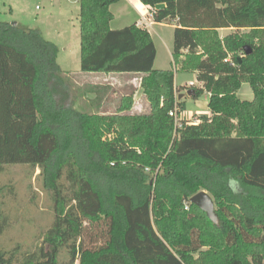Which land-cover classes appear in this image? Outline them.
I'll list each match as a JSON object with an SVG mask.
<instances>
[{"label": "trees", "instance_id": "obj_1", "mask_svg": "<svg viewBox=\"0 0 264 264\" xmlns=\"http://www.w3.org/2000/svg\"><path fill=\"white\" fill-rule=\"evenodd\" d=\"M139 1L166 4L153 20L174 25L175 69L197 72L203 88L193 87L194 97L208 91L212 115L176 126L169 112L183 105L175 71L154 68L157 49L146 28H111L119 0H79L80 69L141 74L149 103L142 113L133 112L134 90L111 114L76 108L58 45L39 29L0 20V58L13 55L27 69L23 102L32 116L23 138L42 156L43 185L55 204L43 244L21 259L19 246L0 249V264H58L63 246L73 264H264V0ZM226 28L233 31L222 36ZM244 83L252 100L238 96ZM96 93L97 103L103 91ZM8 105L20 123L16 99ZM44 138L52 140L46 154ZM19 151L0 136V173L3 156L23 161ZM229 178L238 180L236 192ZM203 190L214 199L216 222L190 202ZM84 218L108 225L104 245L84 246ZM8 222L0 206V235Z\"/></svg>", "mask_w": 264, "mask_h": 264}, {"label": "rangeland", "instance_id": "obj_2", "mask_svg": "<svg viewBox=\"0 0 264 264\" xmlns=\"http://www.w3.org/2000/svg\"><path fill=\"white\" fill-rule=\"evenodd\" d=\"M79 1L76 0H0V20L17 23L24 28L39 29L45 38L56 42L61 48L59 54V64L65 65V58L76 62L80 53V23H79ZM111 10L115 14L112 22V29H121L128 26L136 13L129 6L122 3L112 5ZM154 33L155 45L157 49L156 69H173L175 78L179 84L189 83L190 80L197 82V78L192 71L176 70L174 65L172 24L157 25ZM249 29H242L248 31ZM233 31V28L221 29L220 34L226 35ZM59 32V34H57ZM80 59V58H79ZM27 73L21 60L13 55H3L0 58V136L3 146H6L12 153L18 156V150L22 151L24 159L19 161L16 158L5 160L3 156V170L0 173V186L6 187L0 198V206L8 215V225L0 235V249L10 250L19 246L17 257L35 250L43 244V237L46 230L51 226L55 216L54 201L51 192L44 185L41 177V159L39 153H32L28 150L23 138L32 113L24 105L27 98V86L21 78ZM75 82L74 95L78 97L79 109L91 111V106L87 102L86 85L83 79L70 76ZM131 77H119L121 82L115 86V100L126 92L134 90V84L138 80ZM82 84V85H79ZM80 86V87H77ZM187 94V93H186ZM238 96L242 100H252L253 91L249 83H244L238 91ZM16 111L22 114L21 122L14 120L11 107L8 103L15 100ZM198 100V101H197ZM206 97L193 99L186 97L185 110L191 122H195L198 116L206 119L204 115H195L198 110H203L206 106L202 103ZM146 102V101H145ZM142 104V103H141ZM142 108V112L149 109ZM135 106V103H134ZM141 112V113H142ZM193 113L194 115H192ZM52 140L44 138L41 144V153L46 154L51 150ZM28 158V159H26ZM5 160V161H4ZM12 190V191H11ZM87 210L93 211L95 201L91 197H86ZM86 225L83 243L86 248H98L105 244L107 239L108 225L103 221L93 222L84 218ZM46 247L49 248L48 245ZM76 260L74 264H78ZM58 264H73L71 252L68 247L63 246L59 251Z\"/></svg>", "mask_w": 264, "mask_h": 264}, {"label": "crops", "instance_id": "obj_3", "mask_svg": "<svg viewBox=\"0 0 264 264\" xmlns=\"http://www.w3.org/2000/svg\"><path fill=\"white\" fill-rule=\"evenodd\" d=\"M76 1L78 2L79 0H76ZM122 2L125 5L129 6V8L132 9L133 11H135V13H136L135 17L133 18L131 23H129V25L136 23L137 26L142 27V28H146L150 32V34H151V36L155 42V39H154V33L156 32L155 27L157 25H163L166 23H163V22L160 23V22L154 21L150 17V12H151L150 6L141 3L139 0H119L118 3H122ZM140 5H141V7H140ZM111 8H112V6H111ZM113 15H114L113 20H114L115 14L113 13ZM113 20L111 21V24H112ZM111 27L114 28L112 25H111ZM172 27L174 28V25H172ZM57 34H59V32ZM60 52H61V48L59 47V54H60ZM170 52H171V54L173 53L172 50ZM80 56H81V54L79 53V58H80ZM79 58H78V61L76 63L75 61L74 62L70 61V59L68 57H66L65 61H64L65 65L60 64V66L66 75H69V76H71V75L75 76L76 75V77L83 79V82H84L83 85H86V87H87V90H86L87 93L85 96L87 97V102L91 106V112L101 111L105 114L114 113V111L116 110L118 101H119V99L115 100V95H116L115 86L117 83L121 85V82L117 81V78H119L121 76L124 78L133 76L136 80L139 81L138 84L133 83L135 104L139 101L142 103L144 108L146 107L145 103L146 102L148 103V101L145 99L143 89L141 88V83H140L141 74H138V73H136V74H133V73H109V74H107V73H103V72H82L80 69L81 68V60H80L81 58L80 59ZM58 60H59V55H58ZM156 60H157V55H156V59L154 62V68H157L156 67ZM192 72L195 74V76L197 78V72L196 71H192ZM75 82L77 83V81H75ZM75 82L73 83V81L71 80L73 89H75V87H74ZM190 82L193 83V86H189ZM79 85H82V84H79ZM77 87H80V86H77ZM99 87L103 91V96H102V99L96 103V102H94V99L97 95L96 88H99ZM175 87H176L177 99L180 103H182L183 109L185 110L186 97H191L193 99H197L196 97H194V94L192 96H190L186 93H188V91L190 89H193V87L203 88V83L197 79V82L190 80L189 83L179 84L175 78ZM181 94L183 96L182 98L179 97ZM201 96L206 97V99H207L206 101H204L202 103V105L204 104L206 106V108L203 110H198L194 114L204 115L206 118H209L212 115V113L208 107L210 93L205 90ZM78 100L79 99L77 98L75 106H76V108L79 109L80 107L78 106ZM148 105H149V103H148ZM133 112L140 113V112L136 111L135 109H133Z\"/></svg>", "mask_w": 264, "mask_h": 264}, {"label": "water", "instance_id": "obj_4", "mask_svg": "<svg viewBox=\"0 0 264 264\" xmlns=\"http://www.w3.org/2000/svg\"><path fill=\"white\" fill-rule=\"evenodd\" d=\"M166 7L165 3H159L155 6L156 10H161ZM13 24H16L15 22ZM252 49L250 47H246V54H250ZM188 95L192 96L194 94V90L190 89L187 93ZM182 98V94L179 96ZM190 202L194 205L198 206L201 210H203L207 216L214 222L217 221V214L215 211V202L212 196L205 190L198 192L197 194L193 195L190 199Z\"/></svg>", "mask_w": 264, "mask_h": 264}, {"label": "built area", "instance_id": "obj_5", "mask_svg": "<svg viewBox=\"0 0 264 264\" xmlns=\"http://www.w3.org/2000/svg\"><path fill=\"white\" fill-rule=\"evenodd\" d=\"M150 17L153 19V13H154V11L156 10L155 9V7L153 8V7H150ZM189 86H193V83L192 82H190V84H189ZM143 105L141 104V102H137L136 104H135V106H134V109L136 110V111H138V112H142L143 111ZM169 114L171 115V116H173L174 117V120H175V124H176V126H181V122L183 121V120H185V121H188V122H191L189 119H190V117L188 116V114H187V112L184 110V109H182V110H179L178 109V107L176 106L173 110H171L170 112H169ZM192 115H194L193 113H191ZM195 115H199V114H195ZM201 121V118L198 116V118L196 119V121L195 122H193V123H197V122H200ZM188 207V206H187Z\"/></svg>", "mask_w": 264, "mask_h": 264}, {"label": "clouds", "instance_id": "obj_6", "mask_svg": "<svg viewBox=\"0 0 264 264\" xmlns=\"http://www.w3.org/2000/svg\"><path fill=\"white\" fill-rule=\"evenodd\" d=\"M238 180L235 178H229L228 180V186L233 191L236 192L238 190Z\"/></svg>", "mask_w": 264, "mask_h": 264}, {"label": "bare ground", "instance_id": "obj_7", "mask_svg": "<svg viewBox=\"0 0 264 264\" xmlns=\"http://www.w3.org/2000/svg\"><path fill=\"white\" fill-rule=\"evenodd\" d=\"M140 7H141V5H140Z\"/></svg>", "mask_w": 264, "mask_h": 264}]
</instances>
